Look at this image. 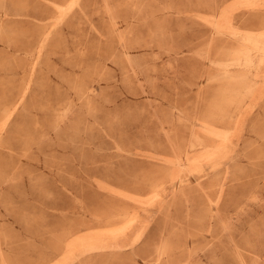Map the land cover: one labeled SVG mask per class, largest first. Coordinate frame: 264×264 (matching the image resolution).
I'll list each match as a JSON object with an SVG mask.
<instances>
[{"label":"rangeland","instance_id":"rangeland-1","mask_svg":"<svg viewBox=\"0 0 264 264\" xmlns=\"http://www.w3.org/2000/svg\"><path fill=\"white\" fill-rule=\"evenodd\" d=\"M0 264H264V0H0Z\"/></svg>","mask_w":264,"mask_h":264}]
</instances>
